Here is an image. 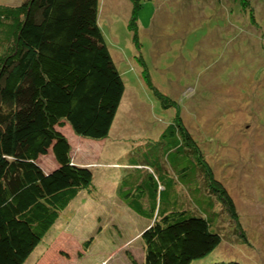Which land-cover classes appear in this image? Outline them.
Returning <instances> with one entry per match:
<instances>
[{"label": "rangeland", "instance_id": "1", "mask_svg": "<svg viewBox=\"0 0 264 264\" xmlns=\"http://www.w3.org/2000/svg\"><path fill=\"white\" fill-rule=\"evenodd\" d=\"M247 3L140 0L135 45L133 9L127 12L133 0H100L101 29L125 94L107 139L82 138L70 126L62 130L72 161L91 168L93 184L24 264H132L127 252L142 264L140 237L149 221L119 201L118 189L133 179L136 165L169 168L161 136L178 117L230 192L241 224L242 235L218 204L223 242L193 264H213L214 256L264 264V0ZM9 37L0 33V58L11 48ZM41 157L46 172L57 167L53 154Z\"/></svg>", "mask_w": 264, "mask_h": 264}, {"label": "trees", "instance_id": "2", "mask_svg": "<svg viewBox=\"0 0 264 264\" xmlns=\"http://www.w3.org/2000/svg\"><path fill=\"white\" fill-rule=\"evenodd\" d=\"M22 3L0 5V33L11 43L0 58V264H24L91 187L93 171L72 161L62 130L107 139L126 89L101 29L100 0ZM133 4L136 45L142 5ZM176 123L161 136L169 168L136 165L133 179L118 189L119 201L149 221L140 237L142 264H193L212 255L225 237L216 228L218 204L242 235L230 192L179 117ZM50 154L57 167L46 172L40 159ZM214 258L213 264H233Z\"/></svg>", "mask_w": 264, "mask_h": 264}, {"label": "crops", "instance_id": "3", "mask_svg": "<svg viewBox=\"0 0 264 264\" xmlns=\"http://www.w3.org/2000/svg\"><path fill=\"white\" fill-rule=\"evenodd\" d=\"M131 9H132V7L130 8V7H128V11L127 12H131Z\"/></svg>", "mask_w": 264, "mask_h": 264}]
</instances>
